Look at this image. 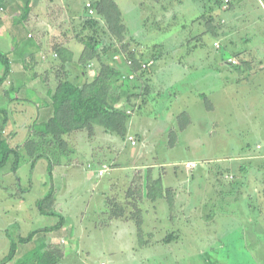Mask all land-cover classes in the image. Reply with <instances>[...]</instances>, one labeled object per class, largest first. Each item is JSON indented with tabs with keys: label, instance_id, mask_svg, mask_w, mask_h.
I'll return each mask as SVG.
<instances>
[{
	"label": "rangeland",
	"instance_id": "obj_1",
	"mask_svg": "<svg viewBox=\"0 0 264 264\" xmlns=\"http://www.w3.org/2000/svg\"><path fill=\"white\" fill-rule=\"evenodd\" d=\"M54 1L59 4L60 10H53L54 23L52 25L59 28L65 35L63 34L60 41L53 39L52 44L56 45L54 47L56 49L62 43L69 42L71 46L66 48L71 52L70 58L73 60L74 57L77 61L84 48L80 39L91 33V30L82 28V18L87 10L85 3L92 2V0ZM114 1L124 20L126 35H123L122 44L125 42L124 39L132 37L133 40H129V46L136 47L145 54V57L155 60L152 66L155 76L165 80L166 84L160 87L156 83L160 93L150 92L152 84L149 83L148 77L146 92L134 90V94L130 93L128 101L121 99V102H114V106L117 108L122 110L128 108L132 112L125 123V136L118 137V142L123 149L120 152L123 156L120 158L122 161L117 160L121 167L115 171L107 169L103 175L98 174L99 161L102 159L112 161L111 159L116 157L117 149L101 141L103 137L100 136V131L105 130L95 124L89 130L77 129L63 135L64 144L62 146L65 149L61 155H58L55 165L59 166L53 165L55 167L54 170L52 169L51 177L46 173L44 159H38L31 165L28 157L22 152L19 156L17 178L15 175L7 177L13 159L10 157L6 165L0 168V216L3 215L0 223H3L4 226L12 224L16 219L24 218L25 208L31 204L33 197L38 195L42 186H73V191L85 195V188H81V186H98L99 182V186H107L104 183L109 182L112 183L111 186H127L132 175L131 178L135 184L134 182L138 180V172L134 171L141 169V172H145L149 168L156 175L163 172L169 173L168 178L174 182L184 181L191 173L183 166L184 161L188 159H211L212 163L210 164L218 166L220 162L217 160L226 157H232V160L238 158L242 147L255 149L257 144H261L262 149L264 147V60H261V69L259 60L256 59L264 50V46L260 47L259 45L260 43L264 45V4H261V0H254L255 7L251 0H239L237 4V0H230L229 9H222L219 5L215 6L214 0H209L210 5L204 10V16H199L202 13V8L194 0H182V2H178L180 0ZM202 1L204 3V0ZM235 5L240 11H233L236 8H233ZM216 9L218 13H216ZM251 10L253 15H250ZM67 12L69 17L65 18ZM22 15V11H19V14L13 17L14 22H10V27L7 24L0 25V31H4V35L7 33V29L9 31L11 27L21 26L19 31L15 29L13 33L14 37L19 32L17 38L14 39L15 54L19 50L21 52L32 42L25 36L28 26L24 23L20 24L19 18ZM197 16L211 32L214 28L227 27L234 21H236V25L244 26L243 31L239 32L246 39H250L237 41L238 49L240 47L243 49L240 54L232 55L237 59V66L229 65L226 62L231 55L230 51L232 50L230 49L234 48V45H226V49L222 45L220 50H216L212 45L213 37L208 33L200 35L199 45L195 48L198 41L192 38L190 33L195 31L198 26L197 24L194 28ZM0 17L6 18V10L0 11ZM102 24L104 25V22ZM51 33L52 30H48V32L43 30L39 32V37L41 39L48 37L51 40L53 34ZM109 37L117 40L114 34L110 33ZM177 41L180 42V46L173 47ZM56 42L61 45H57ZM227 42L230 41L227 39ZM118 43L121 46L119 39ZM7 44L5 40L1 41L0 50L5 51ZM41 45L46 46L45 39ZM188 48L196 50L192 56L186 55L185 51ZM40 50L41 48L38 49V51ZM49 50L46 48L47 53ZM46 52L43 53V60L48 58ZM215 52L222 53L219 61L220 70L206 72L204 69L209 64V57L212 58ZM33 55L37 56L35 58L40 56L39 52L35 51ZM252 55L256 57L254 58ZM177 57L182 58V61L188 64L190 61L192 67L187 68L178 64ZM33 60L29 57L28 64H31ZM75 62L66 71V75L73 81L77 79L78 73L77 67L74 65ZM90 62L95 63L96 70L101 67L98 59H92ZM53 66L54 76L47 72V77L54 78L55 75L56 78L63 77L65 72L60 71L58 66ZM240 69L241 71H239ZM237 71L240 74L236 73ZM240 76L246 77L244 82H241ZM88 77L89 80L93 78L91 75ZM53 80L50 79L52 83L50 86L56 85ZM33 84L38 85L35 80ZM24 91L29 100L41 101L42 97L32 89V86H27ZM19 96L24 97L23 95ZM138 103L141 104L140 109L135 107ZM0 106L4 105L0 104ZM1 116L0 129H4L3 136L12 147H16L25 139L30 126L18 127L17 135L11 141L7 136L13 130L11 125L13 122L2 123ZM105 132L107 133V131ZM134 133L140 135V140L137 145L132 146L128 136ZM134 152H138L140 158L131 161L128 158V153ZM77 161L79 163L77 166L64 167L77 163ZM88 163L89 167H87ZM263 165L262 162L259 166L252 165L249 168V173L245 174L243 178L237 176V179L231 180L222 176L217 179L221 186H234L235 184L244 186L243 192L238 195L234 193L232 196L223 193L224 197H228L227 201L208 202L206 206L203 204L197 208L198 213L200 212L199 214L202 216L195 214L192 217V230L190 231L194 237L195 247L194 253L189 257H176L172 254L171 249L158 246L149 251L144 262H140L139 258H134L131 259V263L264 264V200H256L258 196L260 199L264 198ZM205 167V164L200 162L198 168L192 172H198ZM173 170H177V178L173 175ZM214 177L213 174H209L195 178L196 182L200 184L198 186H212L211 182H214ZM164 180L166 181V177ZM18 186H33L31 194L20 206L17 203L18 196L16 197ZM210 190H208L209 193L212 192ZM236 196L238 198L234 201L230 198ZM246 197L254 198V201L250 202ZM45 205L46 209L50 207L47 202ZM84 206V219L88 222L92 218L93 210L86 204ZM169 212L170 215H173L175 210L171 207ZM56 219L50 214L44 215V220L56 221ZM173 223L175 220L171 221V218L164 217L157 221L160 227ZM165 229L163 228V230ZM92 249L96 250L95 246ZM96 251L92 250L90 255L84 252L82 259L87 264L99 263L101 260L108 263V258L112 259L109 256L96 258L95 255L98 254ZM1 261L9 260L5 256L0 259ZM15 263L17 264V260ZM25 264H32V261Z\"/></svg>",
	"mask_w": 264,
	"mask_h": 264
},
{
	"label": "crops",
	"instance_id": "obj_2",
	"mask_svg": "<svg viewBox=\"0 0 264 264\" xmlns=\"http://www.w3.org/2000/svg\"><path fill=\"white\" fill-rule=\"evenodd\" d=\"M194 1L202 8V13H200L199 16L203 15L206 7L210 5L208 3L209 0H204V3L203 1L201 2V0ZM220 1L221 0H214L215 6L219 5L222 9H229L231 5L230 0H228L227 3H225L224 0H222L223 2L221 1L222 3ZM251 1L254 2L255 7V1ZM25 2L26 0H3V2L0 0V11L6 10V18L0 17V25L7 24L10 27V22H14L13 17L18 15L19 11H22L23 7L26 5ZM178 2H182V0ZM237 3H239V0L236 1V4ZM261 4H264L262 0ZM58 5L59 4L55 3L54 0H29V9L26 18L20 21V24L24 23L28 26V29L25 30V36H28V33H30L31 37L28 38L31 39L32 42L29 46L27 45L22 49L21 52L20 50L17 51V54H15L14 50V39L17 38L19 32L15 34L14 37L13 33L15 29L19 31V27L21 28V26H16L15 28L11 27L9 31L7 29L5 35L3 34L4 31H0V42L5 40V42L8 43L5 45L6 50H0V52L7 54L10 63V71L6 77L7 81L0 85V104L4 105L2 107L0 106V109H5L7 113H1L0 115H2V123L5 121L13 122V124H11L13 130L11 134L7 136L11 141L16 137L18 127L30 126L34 119L41 118L43 113L48 110L46 106H48L49 103L46 98L47 95L50 96V89L52 90L50 79L53 80L55 78L52 77L55 74L52 65L55 64L53 62V53L55 52L54 47L56 45L52 44V42L54 41L53 39L60 41L64 34L55 25H52L54 23L53 10H60ZM233 8L234 12L240 11L236 5L233 6ZM252 10L250 15H253ZM217 11L216 9V13H218ZM199 16H197L194 28L197 24L198 26L195 28V31L190 33L192 38L198 41L201 39L200 35H202V33H208L213 37L212 45L214 49L220 50L222 45L223 48L226 49V45L230 46L231 44L234 45V48L230 49L232 51H230L231 55H229V57H233V54L236 55L243 52L241 47L238 49L237 41L239 39L245 41L250 39H246V37L239 32L243 31L244 26L236 25V21H234L233 24L227 27L221 26L219 28H214L211 32L206 28V25L199 20ZM68 17L67 12L65 18ZM121 18L124 23L122 16ZM253 22L254 20L252 24ZM43 30L47 32L48 30H52L53 33H51V40H49L48 37L43 38L45 39L46 46L41 45L43 39L39 37V32ZM199 30H201V32H199ZM248 30H250V28H248ZM227 39L230 41L229 43ZM215 42L219 43L218 47L215 46ZM56 44L61 45L57 42ZM198 45L199 41L195 44V48ZM259 45L260 47L264 46L261 43ZM61 46L70 47L71 44L69 42L62 43ZM178 46H180V42L177 41L173 47ZM49 47L51 48L50 50ZM40 48L41 50L38 51ZM46 48L49 50L48 53L46 52ZM69 49L71 50V48ZM34 51L39 52V58H35L37 56L33 55ZM195 51L196 50L193 48H188L185 52L186 55L188 54L187 56H192ZM44 52H46L48 58L43 60ZM261 52L262 53L256 58L259 60V68L262 67L261 60H264V50ZM220 55H222V53L215 52L212 58L209 57V64L204 69L206 72L217 69L220 70ZM207 56H209V54H207ZM29 57L34 59L31 64H28ZM252 57L255 58L256 56L252 55ZM75 61L73 57V62ZM176 62L183 67H192L190 61L189 64L185 63L182 61V58L179 57L176 58ZM226 62L229 64L228 61ZM90 63H92V66L88 68L86 65V74H82V81H89L88 76L91 75L94 77L96 73L95 63ZM30 68L32 69L30 70ZM1 71L2 67L0 68V74ZM239 71H241V69ZM47 72L51 73L52 76L47 77ZM236 73L239 72L237 71ZM148 77L149 83L152 84L150 92L156 93L157 91L160 93L157 84L161 87L166 84L165 80L155 76L153 67L149 69ZM244 78L246 77L240 76L241 82H244ZM34 80L38 85L33 84ZM27 86H32V89L42 97L40 99L41 101H31L27 98V93L24 91ZM19 95L25 97H20ZM126 110H128V108ZM183 113L186 114V112ZM2 132L4 133V129ZM100 133V136L104 138H101V141L116 148L117 154L116 157L111 159L112 161L102 159L98 164L100 167L102 164H107L108 170L115 171L121 167L119 166L121 164L117 163V160H121L120 158L123 156L120 152V150H123L122 146L118 142V137H121L113 133H106L103 130L100 131ZM130 136L136 140L135 144H131L130 142V145H137L140 140V135L135 133L129 135L128 140ZM257 145H260V147L258 148ZM257 145L255 149L242 147L239 152V157L234 160L231 159L232 157L217 160V162H220L218 166L210 164L212 163L211 159H188L186 161H196L198 164L193 169H186L191 172L190 176H192V178H189V176L184 179V181L178 180L174 182L168 178L170 175L169 173L163 172L162 174L156 175L149 168L145 172H141V169H136L134 171L138 172V180L134 182L135 184H133L132 175L128 180L127 186H111L110 184L112 183L110 182L104 183L105 185L107 184V186H99L100 182L98 186H81V188H85L86 196L83 193L73 191V186H42L38 195L33 197L31 204L25 208V213H23L24 218H19V220L16 219L12 224H6V226L0 223V259L5 256H7V258L9 257L13 244L14 252L8 259L9 261H5L4 264H16V260L17 264H25L29 261H32V264H87L86 261L82 259V254L85 252L87 255H90L92 250H97L96 252L98 254L95 255L96 258H106V256L112 258L111 260L108 258V263L101 260L99 263L94 264H100L101 262H104V264H133L131 263V259L139 258V260H141L140 262H144L150 253L149 251L158 246L171 249L173 251L172 254L176 257H189L194 253L195 247L193 241L194 237L190 231L192 230V217L195 216V214L202 216L199 214L200 212L198 213L197 208L203 204L206 206L208 202L227 201L228 197H224L223 193H228L232 196L234 193L238 195L243 192L244 186H236V184L234 186H221V184L217 182V179L222 176L231 180L237 179V176L243 178L245 174L249 173V168H251L252 165L256 164V166H259L261 162L264 163V147L262 149L261 144ZM128 158L131 159V161H136V159L140 158V154L138 152L128 153ZM200 162L205 164L206 167L193 173L192 171L198 168ZM45 163L47 165V161ZM78 164L77 161V163H72L64 167L77 166ZM46 165L45 170L46 173H48ZM55 166H53V168ZM89 166L88 163L87 167ZM17 169L13 171L10 164L7 177L8 175H15L17 178ZM176 173L177 170H173V175L177 178ZM209 174L215 176L213 181L216 182H211L212 186H198L200 184L196 182L195 177ZM165 177L166 181L164 180ZM155 181L157 184L154 185ZM32 188L33 186H18L16 190L18 206H20L25 198L31 194ZM210 188L214 193L208 192ZM50 191L54 198L50 207L47 209L43 208L44 210L39 209L37 207L38 199L42 198ZM259 197L260 196L256 198L257 201L264 200V198L260 199ZM230 198L234 201L238 197ZM246 198L250 202L254 201V198ZM84 204L93 210L92 218L88 222L84 219ZM171 207L175 210L173 215H170L169 212ZM158 209H160V211H158ZM49 214L55 216V218H57L56 221L44 220V215L47 216ZM134 214L140 217V228L136 227L133 219ZM161 217L166 219L171 218V221L175 220V223L160 227L157 221H159ZM2 218L3 215L0 216V222H2ZM208 218H210V216H208ZM163 228L166 229L163 230ZM97 231L101 232L98 233ZM94 246L96 250L92 249ZM53 252L57 255L54 262H52L54 256Z\"/></svg>",
	"mask_w": 264,
	"mask_h": 264
},
{
	"label": "trees",
	"instance_id": "obj_3",
	"mask_svg": "<svg viewBox=\"0 0 264 264\" xmlns=\"http://www.w3.org/2000/svg\"><path fill=\"white\" fill-rule=\"evenodd\" d=\"M28 3L29 0H26V5L22 9L23 15L19 18V21L26 18L29 9ZM90 4L95 13L90 15L85 10V16L82 18V28L91 30V33L80 39L84 44V48L79 54L78 60L74 63L78 71L77 79L75 78L76 80L73 81L66 75V71L73 63L70 58L71 52L66 47L58 46L55 49L56 55H53L54 65L65 73L60 78H56L55 75L53 81L56 82V85L54 84L51 87L50 96L47 95L46 98L49 103L46 106L48 110L43 113L44 116L42 115L41 118L33 120L25 139L16 147L10 146L3 136V128L0 129V168L12 157L11 169L16 171L19 167V156L22 152L28 157L31 165L36 160L44 158L48 164L47 171L50 177L58 155H61V152L65 149L62 146L64 144V134L77 129L89 130L95 124L107 132L120 137L125 136V123L132 112L128 113L126 109L117 108L114 106V102H121V99L128 101L131 96L130 93L134 94V90L146 92L148 72L154 65L155 60L153 64L138 72L134 79L123 78L122 76L130 71V67L125 65L123 58L114 61L113 55L115 53L122 51V56L131 59L134 63V70H137L142 62H147L153 58H147L141 50L129 46V40H133L132 37H127V40L124 39L125 42L122 44L123 35H126L125 26L122 22L120 10L114 0H92ZM102 22H104V25ZM110 33L114 34L117 40L110 39ZM26 37H31V34ZM118 39L121 46H119ZM92 59H98L101 67L97 68L91 80L82 81V74H86V63L92 61ZM0 63L2 64L0 85H2L7 81L6 77L10 71L7 54L0 52ZM52 67L54 66L52 65ZM140 105L138 103L136 108H140ZM1 113L6 114L7 111L0 109ZM49 143L51 144L48 145ZM155 184H157L156 181ZM53 199V194L50 191L38 199L37 207L44 210L45 203L51 205ZM137 214L133 215V219L136 227L140 228V217ZM13 252L14 244L11 246L8 259ZM54 253L52 262L57 258ZM4 262L1 261L0 264Z\"/></svg>",
	"mask_w": 264,
	"mask_h": 264
},
{
	"label": "built area",
	"instance_id": "obj_4",
	"mask_svg": "<svg viewBox=\"0 0 264 264\" xmlns=\"http://www.w3.org/2000/svg\"><path fill=\"white\" fill-rule=\"evenodd\" d=\"M224 2L227 3L228 0H224ZM85 8L87 9L88 14L92 15L94 13V10L91 7V4H90L89 1L85 3ZM28 36H30V34H28ZM218 45H219V43L215 42V46L218 47ZM54 55H56V54H54ZM122 55H123L122 51L120 53H115L113 55V60L114 61H119L120 58H123L124 59L123 62L125 63V65L130 67V71L128 73H125L122 76L123 78L127 77L128 79H134L137 76L138 72H140L141 70L145 69L147 66H150L154 62L153 59H149L147 62L146 61L142 62L140 67L137 68V70H134L133 69L134 68V63L132 62V60L128 59V58H126V57H124ZM227 61H228L229 64H232V65L238 63L237 59L234 58V57H229L227 59ZM91 66H92V63L87 64L88 68H90ZM126 111L128 113L131 112L129 109L126 110ZM129 140H130L131 144H135L136 143L135 138H133L132 136L129 137ZM257 147L259 148L260 145H257ZM197 164L198 163L196 161H186V162L183 163V166H184L185 169H193V168H195L197 166ZM107 169H108V165L107 164H102L101 167L98 169V174L99 175L103 174V172H105ZM100 264H104V262H101Z\"/></svg>",
	"mask_w": 264,
	"mask_h": 264
}]
</instances>
